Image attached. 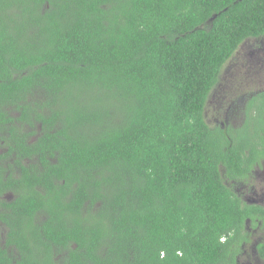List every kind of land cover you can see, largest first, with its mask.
Here are the masks:
<instances>
[{
	"label": "trees",
	"instance_id": "1",
	"mask_svg": "<svg viewBox=\"0 0 264 264\" xmlns=\"http://www.w3.org/2000/svg\"><path fill=\"white\" fill-rule=\"evenodd\" d=\"M247 39L264 0H0V264H238L264 92L205 110Z\"/></svg>",
	"mask_w": 264,
	"mask_h": 264
},
{
	"label": "rangeland",
	"instance_id": "2",
	"mask_svg": "<svg viewBox=\"0 0 264 264\" xmlns=\"http://www.w3.org/2000/svg\"><path fill=\"white\" fill-rule=\"evenodd\" d=\"M258 46L260 47H257V42L246 41L228 61L227 65L229 64V66L225 68V71L228 70V72L232 74V77L224 78L225 81L220 84L224 90H227L225 94L226 98L223 99L224 93L220 90L222 93L221 99L223 100L220 99L217 103L209 104L210 106L207 107V120L211 125H216L217 123L220 126L226 123L231 127L242 125V122H244V113H242V110L237 112V110L234 109L237 105L234 102L238 100L244 102L246 99L244 96L247 95V92H252L253 88L254 90L260 88L264 89V82H261L259 85L256 80L251 82L249 78H244L245 75L238 74L239 71L245 72V69L242 70L239 68L242 64H245L248 65L247 67L252 72V76L259 79L264 76V42H261ZM262 80L264 81V78ZM233 96H237L238 99L232 100L231 98ZM228 99L230 100L227 101ZM255 173L256 174L251 176L249 180L234 184L236 191L243 197L254 198L255 194H264V164ZM226 183L229 185L231 181L226 180ZM249 185L253 192L248 191L247 196L243 191L248 190ZM261 190H263V192ZM248 229L250 242L244 246L238 264H264V258L259 257L257 251V244L264 240V230L262 229L261 231L254 232L251 228Z\"/></svg>",
	"mask_w": 264,
	"mask_h": 264
},
{
	"label": "flooded vegetation",
	"instance_id": "3",
	"mask_svg": "<svg viewBox=\"0 0 264 264\" xmlns=\"http://www.w3.org/2000/svg\"><path fill=\"white\" fill-rule=\"evenodd\" d=\"M246 41H252V42H255V40H251V39H247ZM245 41V42H246ZM244 42V43H245ZM251 43V42H250ZM243 45V44H242ZM229 66V64L227 65H225V67L223 68V70H222V73H221V76H220V81H219V83L217 84V86L215 87V89L211 92V94H210V97H209V100H208V103H207V107H209L210 105L209 104H213V103H217V101H220V99H221V92H220V90H222L223 91V93H224V98L223 99H225L226 98V92H227V90H224V88L220 85L221 83H223L224 81H225V79L224 78H226V77H232V74L231 73H229L228 72V70L227 71H225V68H227ZM248 65H245V64H242L239 68L240 69H242V70H244L245 69V72H243V71H239L238 72V74H240V75H245V77L244 78H249L250 79V81L252 82V81H254V80H256V82H258L259 83V85H260V83L261 82H264L262 79L264 78V76H262V78L261 79H259V78H257V77H255V76H252L251 75V71L248 69V67H247ZM250 71V72H249ZM231 81V80H230ZM232 82V81H231ZM258 85V86H259ZM260 92H264V89L263 88H260V89H256V90H254V88H253V91L252 92H247V95H245L244 96V98H246L245 99V101L243 102V101H240V100H238V101H236V102H234V103H236L237 105L234 107V109H236L237 110V112L239 111V110H242V113H244L243 112V110L245 111V109H246V105H247V103L249 102V100H250V98L253 96V95H255V94H257V93H260ZM248 94H249V96H248ZM223 99H221V100H223ZM232 100H237L238 99V97L237 96H233L232 98H231ZM230 99H228L227 101H229ZM207 114H208V112H207V108H206V110H205V116H206V118H207ZM236 114V113H235ZM245 116V115H244ZM207 122L211 125V123L207 120ZM243 123V122H242ZM216 125H218V123L216 124ZM223 128H225V126H224V124H223V126H222ZM264 164V161L262 162V164L260 165V166H257V167H255V169L253 170V175L254 174H256L255 172H257V170H259L260 168H261V166ZM241 182H243V181H238V180H233L231 183H230V185L232 186L231 187V189L243 200V201H245L246 203H248V204H250V205H256V206H258V205H260V206H263L264 207V194L263 193H259V194H255V197L254 198H248V197H243L240 193H238L237 191H236V188H234V184H238V183H241ZM245 182V181H244ZM248 191L249 192H253V190H251L250 189V185H249V187H248V190H246V191H243V193H245L246 195H247V193H248ZM262 192H263V190H261ZM248 196V195H247ZM247 228H251V230L252 231H254V232H257V231H261L262 229L264 230V228H262V224L261 223H259V226L257 227V228H254V227H252V222L248 219L247 220ZM248 231H249V229H248ZM255 234V233H254ZM264 242V240L261 242V243H263ZM258 244H260V242L258 243ZM257 244V245H258ZM240 258V257H239Z\"/></svg>",
	"mask_w": 264,
	"mask_h": 264
}]
</instances>
